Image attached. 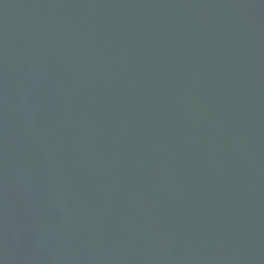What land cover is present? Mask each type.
<instances>
[{
    "label": "water",
    "instance_id": "1",
    "mask_svg": "<svg viewBox=\"0 0 264 264\" xmlns=\"http://www.w3.org/2000/svg\"><path fill=\"white\" fill-rule=\"evenodd\" d=\"M0 264H264V0H0Z\"/></svg>",
    "mask_w": 264,
    "mask_h": 264
}]
</instances>
